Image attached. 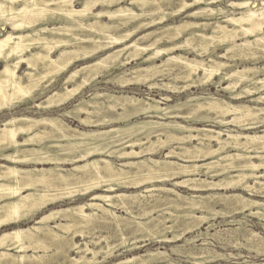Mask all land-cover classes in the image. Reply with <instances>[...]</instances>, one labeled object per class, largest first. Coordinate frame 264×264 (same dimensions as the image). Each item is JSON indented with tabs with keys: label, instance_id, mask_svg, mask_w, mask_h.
<instances>
[{
	"label": "bare ground",
	"instance_id": "bare-ground-1",
	"mask_svg": "<svg viewBox=\"0 0 264 264\" xmlns=\"http://www.w3.org/2000/svg\"><path fill=\"white\" fill-rule=\"evenodd\" d=\"M218 1L181 0L176 10H167L160 0H0V29H6L0 36V113L30 100L36 102L28 110L60 108L76 100L56 116L12 115L0 124V264H99L98 256L114 257L116 247L92 248L75 239L98 225L125 235L134 224L129 229L160 241L185 239L189 245L203 239L200 248H172L195 264L217 259L228 264L243 257L213 252L208 239L237 246H243V239L244 246L264 253V237L242 228V219L249 216L264 221V0L259 5L258 0H228L230 8L212 5ZM150 3L154 6L146 14ZM183 14L185 19L169 22ZM201 16L205 20H196ZM78 30L86 36L76 34ZM219 47L225 52L218 53ZM234 53L245 54L242 66L231 60ZM138 60L144 66L128 67ZM24 65L27 71L20 73ZM63 73L61 88L47 93ZM101 77L122 91L96 89L90 98L79 97ZM177 79L183 80L181 87L174 83ZM140 84L151 92L159 88L171 93L213 85L228 98L203 92L177 99L161 94L158 99L124 90ZM66 118L89 129L72 127ZM155 148L166 151L167 159L149 157ZM108 157L138 160L129 161L126 170ZM167 181L192 193L157 185ZM146 185L153 187H145L152 199L144 202L140 189ZM72 187L85 193L137 191L94 193L90 202L49 208L73 196ZM51 188L68 191L53 193ZM107 206L128 213L138 207L146 219L133 216L127 223ZM156 210L158 217L153 216ZM217 217L230 218L237 226L227 233L230 238L211 233ZM57 218L60 222L52 225ZM29 220L35 224L22 226ZM140 247L133 242L129 250ZM149 255L148 260L133 257L115 264H178L163 251Z\"/></svg>",
	"mask_w": 264,
	"mask_h": 264
},
{
	"label": "rangeland",
	"instance_id": "rangeland-1",
	"mask_svg": "<svg viewBox=\"0 0 264 264\" xmlns=\"http://www.w3.org/2000/svg\"><path fill=\"white\" fill-rule=\"evenodd\" d=\"M180 1L181 0H160V3H161V5H164L163 7L166 8L167 10H176L179 7V5H180ZM187 1L191 2L193 0H187ZM260 1L261 0H258L256 3L259 5ZM128 3H129L128 1H125L123 4L127 5ZM227 4H228V0H221V1H218V2H215V3H212L213 6L220 5V6H227V8H230ZM204 5H206V4H204ZM79 6L80 5L78 4V7ZM148 6H150V7L146 8L147 9L146 14L149 13L148 12L149 9H151L152 6H154V4L150 3ZM135 7L138 8L137 6H135ZM198 7L199 6L192 7L191 9L188 10V12H191V11L195 10L196 8H198ZM235 10L240 11V9H238V8H236ZM146 14H144L143 16H145V17L147 16L146 18H148V15H146ZM143 16H141V17L144 18ZM182 18H184V14L183 15L174 16L173 18L170 19L169 22L180 21ZM186 19L191 20V19H194V18L193 17H187ZM219 19H221V21L225 20V18H223L221 16L219 17ZM196 20L202 21V20H205V18H204V16H201V17H199ZM41 23H44V22L42 21ZM41 23H39V25ZM166 23H168V22H166ZM48 26L52 27L53 23H49ZM128 28H131V26L128 25V26L124 27V29H128ZM155 28L156 27H152L150 29H144V30L139 31L137 34H142L144 32L153 30ZM5 30L0 29V36L4 35ZM78 32L76 34H80L81 36L85 35V33H83L81 30H78ZM241 41L242 40H240L239 42H241ZM220 47L217 50V52L222 54V53L225 52V49L224 48H220ZM116 48H118V47H116ZM109 50H111V49H109ZM106 52L107 51L99 53L97 56L104 55V54H106ZM183 52L185 53V51H183ZM187 54L189 56L193 57L195 55V52L193 50H190ZM241 54H243V56L240 55V54L234 53L233 58L231 60L232 61H239L240 65L242 66L241 63H242L243 60L241 61L240 57L241 56L244 57L245 54L244 53H241ZM213 55L217 56L216 53H213ZM244 58L246 59V56ZM95 59L96 58H93V59H91L89 61L77 62L76 65L74 67H72V68L83 66V65H85L86 62H91V61H93ZM246 62H248L247 64H249V63L251 64L252 63L251 60H247V61L245 60V63ZM261 63H263V62H261ZM137 64H141V66H144V63H141V60H138V61H133L128 67L130 68L132 66H136ZM1 66L2 65L0 64V68H2ZM25 71H27L26 65H24L21 68L20 73H24ZM121 71L122 70H117V71H115V73H119ZM66 75H67V73L61 74L59 76L58 80L51 86L50 90L47 93H49V92H51L53 90L60 89L61 85H62V82H63V80H64ZM166 78L167 79L163 78L165 80V82H167V81L169 82V78L168 77H166ZM46 80H48V78H43L42 82L46 83ZM99 80L100 81H98L96 85L93 84V86H88L85 89H83L84 91H83V93L81 95H79V97L80 96H85L87 98H90V95L93 92H95L96 89H98V90H100L102 92H104V91L105 92H107V91H113V92L122 91V89H120L118 86L105 82L102 77ZM160 83H161V81H160ZM174 83L177 84L180 87L184 84L182 79H177L176 81H174ZM124 90H127L131 94H136L138 96H144L146 94H150V95H152V96H154V97H156L158 99L161 98V96H162L161 94H169V95H172L174 99H177L179 97L180 98H184L187 93L199 94V93H203V92L204 93L210 92V93L222 96L224 98H228V95L221 90V87L217 88V87H215L213 85H209V86H206V87H200V88H193L192 90H190V91H188L186 93H181V92L171 93L169 91H165L164 89H159V88L158 89H154L151 92L149 90V88L146 87L145 84L133 85V86H130V87L124 89ZM78 98H76V99H78ZM42 100H44V97L43 98H39L37 101L40 102ZM75 101L76 100L69 101L68 103L64 104L60 108H52V109H49V110H41V109L34 110L35 108H33V109L28 110L27 107L28 106H33L34 107V105L32 103L36 102V101L30 100V101L26 102L24 105H22L20 107H16V108H13V109H10V110H6V111H3L2 113H0V124L3 122V120H5L6 118H8V117H10L12 115L28 114V115H32V116H35V117L56 116L60 112L61 108H70ZM244 101L246 103H248V104H252L253 103V101H251L250 99H245ZM65 121H66V123L70 124V126H72V127H78L81 130L89 129V128H86V127H84L82 125H79V123L77 121H75V120L66 118ZM198 126H200V125H198ZM258 130L260 131V130H262V128H260ZM248 132H253V130H249ZM158 148L157 149L155 148L156 151H155V153H153V155H148V156L153 158V159H157V160H159V159L160 160H166L167 159L166 158V153L167 152L164 151V150H160V149L158 150ZM108 158L111 159L115 164H117L118 167H122V168H124L126 170L130 169V167L127 165V163L129 161H134V160L137 161L138 160V157H131V159H128V158L127 159H117L115 157H111V158L108 157ZM254 160L259 161L258 158H254ZM1 162H3V161H1ZM190 163H192V162H190ZM124 165H126V167H124ZM64 167L65 168H71L72 166L71 165H64ZM178 178H181V177H178ZM215 178H217V177H215ZM157 185L158 186H165L166 188H173L177 192H179V193H181L183 195H190L192 193V191L189 188L180 187V186H178V187L173 186V181H167L165 183V185H163L162 183H157ZM145 187H148L150 190L153 189V187L151 185H146V186L142 187L140 189V191H144L143 195L145 197H141V199L144 202H147L148 199L151 201L152 198H151L150 192H148V190H146ZM51 190L53 191V193H57V192H60V191L61 192L62 191L63 192L68 191L66 189L62 190L61 188L60 189L51 188ZM105 190L106 189H102V190H99V191L98 190H94V191L85 193L83 191H79V189H76V188L72 187L69 190V192H72L73 196H70L69 198L67 197V199H64V201H62L60 203H57L56 205H51L49 208H66V207L71 206V205L84 204V203H87V202L91 201V196L94 193H109V194L128 193V194H130L132 192L135 193L137 191L135 189H127V188L119 189V190H117L115 192H110V191H105ZM219 191L220 192H224V193H226V192L231 193L232 192V191H230V189H227V190L224 189L222 191H221V189H219ZM160 192L161 191H159V192L156 191L153 194L158 196L159 194H161ZM236 192H241V191L238 190ZM107 207H110V209L114 210L117 213V215L122 216L123 218L125 217L124 218V222H127V223H129L128 221H132L133 220V216L138 217V218L140 217L141 219H144V220L146 219V217L139 215L141 213V209L138 208V207H134L133 208V213H128V212H126L125 210H123L119 206H112V207L111 206H107ZM219 207H220V204H219ZM162 208H165V207H162ZM162 208H160V209H162ZM160 209H158V210L160 211ZM85 210L87 212L90 211V209H88V208L85 209ZM158 210L153 212V216L154 217H158L159 214L161 213ZM164 212H166V214H165L166 216H168V215L171 216V213L169 212L168 209H165ZM237 216H238V218H243L244 215L238 214ZM126 217H129V218H126ZM215 220H213L214 223H215V226L212 227L213 230L211 231V233H215L216 231H220V233L223 236V238H225V239L230 238V236L227 233L230 232V230H232L234 227L236 228L237 226L236 225H232V223H230V220H231L230 218L217 217ZM242 220H244L242 222L243 223V227L242 228H244V227L247 228L248 227L247 229H252L259 236L264 237V221L260 220L259 218L257 219L256 217H251V216L246 217V218H244ZM58 221L60 222L59 218H57L55 221H52L51 224L52 225H56V222H58ZM33 224H35V221L34 220H29V221H26L25 223H23L22 226L33 225ZM170 224H172V223L169 222L168 225H170ZM133 225L134 224L129 225L131 229L133 227H135V225L134 226ZM100 226H101V228L99 229ZM100 226L98 225L94 230L90 231L89 234H85V235L79 234V235H76V237H75V239L79 243H81L83 245L87 243V245H89L92 248H93V246L95 247V245H96V247H98V246L106 247L107 245H110V247H116L115 248L116 251H115L114 257H109V258L107 257V258L104 259V254H100L98 256L99 257V262H100L99 264H115L118 261L125 260L127 258H133V257H138L139 260H148L150 258L149 253L152 252V251H156V250L166 252L167 255H168L167 259L168 260H170V259L174 260L178 264H195V263H192V261L189 258H186V257H184L183 255H181L179 253L173 252L172 248L174 246H178V245L179 246H184L186 249H191L190 246L191 247L193 246V248H195L196 246L197 247L199 246L198 248H200L201 245L203 244V241H202L203 239H201L200 241L196 242V244H195L196 246L194 244H192V245L185 244V239H183V240L181 239V240L176 241V242L160 241V240H157L155 238H152L153 236L151 234H149V233L136 232L135 228L133 230H131V229H129V226L124 230L125 235H123L122 233L118 232L117 230H114V228L109 229L108 226H105V225H100ZM207 226L208 225L202 227L204 232L206 231L205 228ZM132 231H135L136 233L133 234ZM195 234H197V232ZM195 234H189V236H191V235L194 236ZM167 235L172 237V232L171 231L170 232L167 231ZM82 236H84V237H82ZM102 237H105V238H103L101 240ZM90 238L92 239L91 242H90V240H91ZM87 239H89V240H87ZM87 241H89V243ZM241 241H242L243 246H237L236 244H232L233 241L232 242L217 241L216 239H208L207 240V242H209L208 243V247L213 252H217V253L219 252V253H224V254H228V253H242L243 257H239L238 259H232V260H230V262L228 264H264V253L263 252H259L255 248H248L247 246H244L246 241L243 240V239ZM97 242H99V243H97ZM133 242H137V244L139 246H141V247L139 249H135L133 251L129 250V248L132 246ZM123 243H125V244L123 245ZM188 246H189V248H187ZM157 247H159V248H157ZM195 250L196 249H194V251ZM76 255H77L76 253H73V257H75ZM143 255H145V256H143ZM225 263H226V261L217 259L214 262L209 263V264H225ZM147 264H157V263L156 262H153V263L151 262V263H147ZM160 264H169V262L167 260H162V262H160Z\"/></svg>",
	"mask_w": 264,
	"mask_h": 264
},
{
	"label": "crops",
	"instance_id": "crops-1",
	"mask_svg": "<svg viewBox=\"0 0 264 264\" xmlns=\"http://www.w3.org/2000/svg\"><path fill=\"white\" fill-rule=\"evenodd\" d=\"M205 18V17H204Z\"/></svg>",
	"mask_w": 264,
	"mask_h": 264
}]
</instances>
